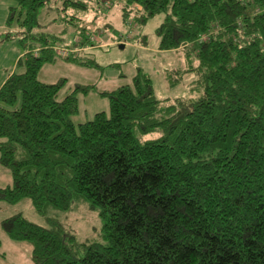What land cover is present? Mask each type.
<instances>
[{"label": "trees", "instance_id": "1", "mask_svg": "<svg viewBox=\"0 0 264 264\" xmlns=\"http://www.w3.org/2000/svg\"><path fill=\"white\" fill-rule=\"evenodd\" d=\"M14 1L6 27L20 29L24 53L0 87V166L12 178L0 204L29 200L47 227L18 214L1 221L4 236L29 244L33 264H264V0H118L125 25L162 16L157 51L183 60L168 85L191 77L190 96L173 101L141 71L60 100L64 82L39 72L59 59L102 69L77 14H101L105 0ZM46 9L62 36L76 33L62 57L60 39L33 35ZM91 92L109 110L75 124ZM79 204L97 213L102 242L79 243L51 214Z\"/></svg>", "mask_w": 264, "mask_h": 264}, {"label": "rangeland", "instance_id": "2", "mask_svg": "<svg viewBox=\"0 0 264 264\" xmlns=\"http://www.w3.org/2000/svg\"><path fill=\"white\" fill-rule=\"evenodd\" d=\"M105 3L100 9L101 14L96 15L92 11L77 14L83 20L79 27L84 28L86 33L90 32L92 42V46L83 51L87 52V58L94 60L102 69H86L59 59L52 65L42 67L38 75L39 81L46 84L64 82L59 95L61 100L77 86L94 85L98 92H111L119 87L131 85L133 77L141 71L152 80L158 100L173 101L189 97L188 83L191 77H185L183 82L174 88L169 87L166 80V73L180 68L183 60L180 52L157 51L158 39L155 30L160 25L162 16L149 20L143 28L137 29L131 25L132 19L127 25L124 24L121 2L105 0ZM13 6L14 0H0V87L15 71L16 63L24 53V46L20 43V29L6 27L9 9ZM68 14L75 13L69 11ZM55 17L52 11L42 10L38 17L40 28L34 31L33 35L57 37L60 39L56 45L58 50L72 47L76 34L74 29L72 28L68 35L62 36V23L52 24ZM120 46H123V49H120ZM78 99L79 112L72 118L75 124L90 121L95 114L107 113L109 110L108 100L96 93L79 95ZM11 181L10 172L0 166V187L9 186ZM18 214L31 223L47 227L45 220L35 212L29 200L24 199L15 205L0 204V223ZM51 214L58 217L66 230L76 236L79 243L102 242V225L97 213L88 210L85 205L79 204L67 213ZM30 253L29 244L11 241L0 230V264H33Z\"/></svg>", "mask_w": 264, "mask_h": 264}, {"label": "built area", "instance_id": "3", "mask_svg": "<svg viewBox=\"0 0 264 264\" xmlns=\"http://www.w3.org/2000/svg\"><path fill=\"white\" fill-rule=\"evenodd\" d=\"M57 53H58V55H60L61 57L64 56V55H67V54H68V53H67V50L65 51V49H60V50L57 49Z\"/></svg>", "mask_w": 264, "mask_h": 264}, {"label": "water", "instance_id": "4", "mask_svg": "<svg viewBox=\"0 0 264 264\" xmlns=\"http://www.w3.org/2000/svg\"><path fill=\"white\" fill-rule=\"evenodd\" d=\"M119 48H120V49H123V46H120Z\"/></svg>", "mask_w": 264, "mask_h": 264}, {"label": "crops", "instance_id": "5", "mask_svg": "<svg viewBox=\"0 0 264 264\" xmlns=\"http://www.w3.org/2000/svg\"><path fill=\"white\" fill-rule=\"evenodd\" d=\"M22 56V55H21ZM3 258H4V256H3Z\"/></svg>", "mask_w": 264, "mask_h": 264}]
</instances>
